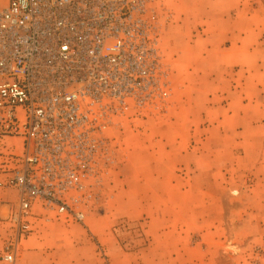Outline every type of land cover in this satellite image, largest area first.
<instances>
[{"label": "rangeland", "instance_id": "1", "mask_svg": "<svg viewBox=\"0 0 264 264\" xmlns=\"http://www.w3.org/2000/svg\"><path fill=\"white\" fill-rule=\"evenodd\" d=\"M156 4L167 97L109 131L112 158L82 223L34 202L20 232L21 193L6 185L20 146H0V264H28L24 251L38 264H264V54L226 66L224 52L189 57Z\"/></svg>", "mask_w": 264, "mask_h": 264}, {"label": "built area", "instance_id": "2", "mask_svg": "<svg viewBox=\"0 0 264 264\" xmlns=\"http://www.w3.org/2000/svg\"><path fill=\"white\" fill-rule=\"evenodd\" d=\"M157 1L0 0V146H20L6 181L21 193L20 232L34 202L82 223L112 158L109 131L166 99Z\"/></svg>", "mask_w": 264, "mask_h": 264}, {"label": "crops", "instance_id": "3", "mask_svg": "<svg viewBox=\"0 0 264 264\" xmlns=\"http://www.w3.org/2000/svg\"><path fill=\"white\" fill-rule=\"evenodd\" d=\"M165 5L174 20L168 29L169 44L181 46L180 50H187L189 57L195 58V52L201 51L203 57L209 58L211 52L217 51L221 52L219 58L224 52L222 64L226 66L237 64L231 61L240 56L264 54V0H165ZM199 26L202 32L197 30ZM22 254L30 259L28 264H38L37 254Z\"/></svg>", "mask_w": 264, "mask_h": 264}]
</instances>
